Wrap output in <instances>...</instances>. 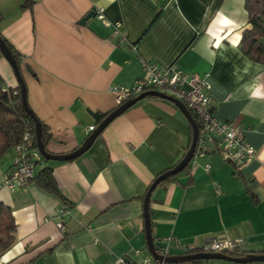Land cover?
Wrapping results in <instances>:
<instances>
[{
  "label": "crops",
  "instance_id": "crops-1",
  "mask_svg": "<svg viewBox=\"0 0 264 264\" xmlns=\"http://www.w3.org/2000/svg\"><path fill=\"white\" fill-rule=\"evenodd\" d=\"M245 0H0V35L20 58L29 109L48 130L53 155L78 148L96 126L90 113L117 107L110 91L143 75L141 60L174 64L203 78L214 116L242 129L254 158L240 171L215 150L151 193L148 214L155 247L172 238L169 255L200 249L219 236L240 238L237 253L264 254V63L240 49L248 30ZM102 8L122 24L123 41L94 15ZM6 87L18 84L0 55ZM191 128L172 103L146 97L115 117L89 149L71 161L36 163L26 188L2 186L14 147L0 156V204L11 210L14 241L0 264H113L135 261L147 249L143 197L161 172L176 165ZM208 166V168H206ZM52 169L59 194L45 190L39 172ZM65 231L56 221L61 208ZM242 257V256H239ZM179 264L236 263L219 259Z\"/></svg>",
  "mask_w": 264,
  "mask_h": 264
},
{
  "label": "built area",
  "instance_id": "built-area-1",
  "mask_svg": "<svg viewBox=\"0 0 264 264\" xmlns=\"http://www.w3.org/2000/svg\"><path fill=\"white\" fill-rule=\"evenodd\" d=\"M93 12V15L103 25L112 28V35L115 40L120 42L124 40L121 22H108L102 8H95ZM141 66L143 75L132 84L127 86L114 85L110 88L115 96L117 106L151 90L172 96L181 101L198 122V124L196 123L198 134L192 159L203 157L209 151L215 150L224 161L230 163L238 172L254 158L255 151L245 141L242 129L231 121L221 122L214 116L207 96L209 85L203 78L197 74L185 73L174 64L160 65L153 61L141 60ZM94 128V126H88L86 132L91 133ZM34 142L35 134L31 129L24 131L21 140L14 146L15 156L10 170L3 178V187L9 190L24 189L33 179L36 163L41 158ZM67 213L63 207L57 217L56 227L61 233L65 231L64 217ZM242 243L240 238H231L227 235L219 236L207 240L198 252L227 255V252L238 250ZM172 245L178 247L172 238H164L156 247V252L161 256H169V249ZM134 254L138 257L135 261L119 256L113 264H172L162 259L156 260L147 249L135 250Z\"/></svg>",
  "mask_w": 264,
  "mask_h": 264
},
{
  "label": "trees",
  "instance_id": "trees-1",
  "mask_svg": "<svg viewBox=\"0 0 264 264\" xmlns=\"http://www.w3.org/2000/svg\"><path fill=\"white\" fill-rule=\"evenodd\" d=\"M32 4L33 0H23L21 8L31 9ZM244 9L247 13V22L250 28L242 32L240 49L249 58L264 63V0H245ZM0 37L20 66L21 61L18 53L1 35ZM108 113L109 112L100 114V118L103 119ZM190 114L198 124L196 117L192 113ZM39 123L41 125V139L45 147L49 134L47 127L42 122L39 121ZM27 129H31L34 134L33 122L21 106L19 86L17 85L15 88L6 87L0 76V156L9 148L14 147L21 140L24 131ZM34 144L36 145V139ZM174 166L175 165L161 172L159 175L172 169ZM186 167L183 170H185ZM159 175H157V177ZM175 176L176 175H173L165 179L159 185L170 182ZM38 179L45 190L59 194L53 183L51 168L41 170ZM14 232L15 224L11 210L3 204H0V253L13 243ZM198 250L199 249H190L186 254L198 253ZM226 254L231 257L243 256V254H238L237 250L227 252ZM199 261L201 260H192L190 263H197Z\"/></svg>",
  "mask_w": 264,
  "mask_h": 264
},
{
  "label": "water",
  "instance_id": "water-1",
  "mask_svg": "<svg viewBox=\"0 0 264 264\" xmlns=\"http://www.w3.org/2000/svg\"><path fill=\"white\" fill-rule=\"evenodd\" d=\"M94 14L93 11L88 12L81 20L80 24H83L88 18H90ZM0 55L7 61L9 66L12 69L13 75L17 81V84L19 86L20 91V102L21 106L24 109V111L29 115L33 122L34 127V134L36 139V148L41 155V157L45 160L50 161H71L80 155H82L84 152H86L93 141L98 137L103 129L117 116L124 113L127 109L132 107L137 102L145 99L146 97H155L162 100H166L175 107L183 114L185 119L187 120L190 128H191V139L189 146L187 150L185 151L183 157L178 161V163L170 170L162 173L158 177L154 179V181L150 184L146 194L143 197V220H144V232H145V240H146V246L147 250L152 255L153 258L156 260H164L167 263L172 264H179L184 262H190L192 260H211V259H219V260H225V261H232L236 263H249V262H264V254H255V253H249L242 257H231L225 254L220 253H205V252H198V253H192V254H183V255H169V256H161L156 252V247L153 244L152 237H151V230H150V221H149V214H148V208H149V202H150V196L151 193L154 191V189L165 179L177 175L183 169L189 164V162L192 159L195 144L197 140V134H198V127L196 122L194 121L193 117L191 116L190 112L186 109L184 104L179 101L178 99L166 95L164 93L158 92V91H146L138 96L128 99L125 102H123L121 105L117 106L115 109L110 111L103 119L100 118L99 113H90V116L92 119L97 122L94 130L88 135V137L84 140V142L75 150L71 151L67 154L62 155H53L48 153L45 150V147L42 143L41 139V125L39 121L34 117L31 110L29 109V106L27 104V98H26V89L25 85L21 76L20 66L17 64L15 59L12 56L11 51L5 44V42L0 37Z\"/></svg>",
  "mask_w": 264,
  "mask_h": 264
},
{
  "label": "rangeland",
  "instance_id": "rangeland-1",
  "mask_svg": "<svg viewBox=\"0 0 264 264\" xmlns=\"http://www.w3.org/2000/svg\"><path fill=\"white\" fill-rule=\"evenodd\" d=\"M16 80V79H15ZM17 82V81H16Z\"/></svg>",
  "mask_w": 264,
  "mask_h": 264
}]
</instances>
